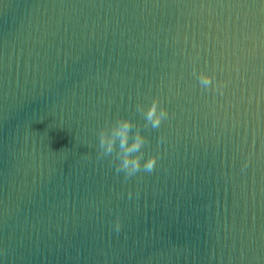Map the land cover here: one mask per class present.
Returning <instances> with one entry per match:
<instances>
[{
	"label": "water",
	"instance_id": "95a60500",
	"mask_svg": "<svg viewBox=\"0 0 264 264\" xmlns=\"http://www.w3.org/2000/svg\"><path fill=\"white\" fill-rule=\"evenodd\" d=\"M0 264H264V0H0Z\"/></svg>",
	"mask_w": 264,
	"mask_h": 264
},
{
	"label": "clouds",
	"instance_id": "9594fccd",
	"mask_svg": "<svg viewBox=\"0 0 264 264\" xmlns=\"http://www.w3.org/2000/svg\"><path fill=\"white\" fill-rule=\"evenodd\" d=\"M203 82L208 84L211 82L210 78L205 77ZM149 119L153 120L154 125L158 126L164 117V113L158 114V105H154L152 109L149 110ZM132 124L130 121L121 122L113 131L111 136L106 135L103 138V143L106 145L108 151H112L116 145V141L119 140V143L122 148L126 150V156L123 160L122 167L130 169L131 171H136L141 167L140 158H133L131 153L137 151L143 145V138L137 134L135 142L129 145L130 131ZM156 165V158L149 160L144 167L148 170H151Z\"/></svg>",
	"mask_w": 264,
	"mask_h": 264
}]
</instances>
